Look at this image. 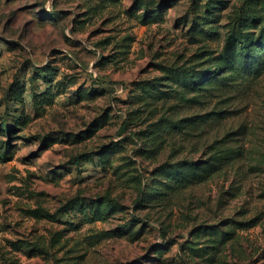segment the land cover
Masks as SVG:
<instances>
[{
    "label": "rangeland",
    "instance_id": "374dc122",
    "mask_svg": "<svg viewBox=\"0 0 264 264\" xmlns=\"http://www.w3.org/2000/svg\"><path fill=\"white\" fill-rule=\"evenodd\" d=\"M243 6L258 37L264 0H0V264H264V54L169 77Z\"/></svg>",
    "mask_w": 264,
    "mask_h": 264
},
{
    "label": "trees",
    "instance_id": "16d2710c",
    "mask_svg": "<svg viewBox=\"0 0 264 264\" xmlns=\"http://www.w3.org/2000/svg\"><path fill=\"white\" fill-rule=\"evenodd\" d=\"M246 6L240 9L235 16L225 38L223 50L217 56H209L197 63L198 66L171 67L169 77L181 88L199 89L211 84L223 83L230 75L227 73L230 67L244 63L248 66L258 56L264 54V26L258 37L246 30V26L252 20ZM182 121V120H181ZM218 159L219 163H225L228 158L226 148H222ZM163 174L167 173L170 180L180 178L181 181L188 179H202L215 169V163L210 162L206 166L198 165L187 160L178 163H165L160 166Z\"/></svg>",
    "mask_w": 264,
    "mask_h": 264
}]
</instances>
